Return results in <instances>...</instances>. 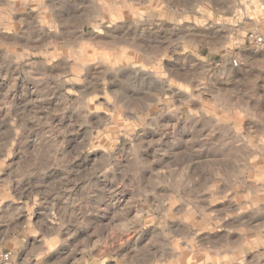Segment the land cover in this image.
I'll return each instance as SVG.
<instances>
[{
  "label": "clouds",
  "instance_id": "clouds-1",
  "mask_svg": "<svg viewBox=\"0 0 264 264\" xmlns=\"http://www.w3.org/2000/svg\"><path fill=\"white\" fill-rule=\"evenodd\" d=\"M0 264H264V0H0Z\"/></svg>",
  "mask_w": 264,
  "mask_h": 264
}]
</instances>
